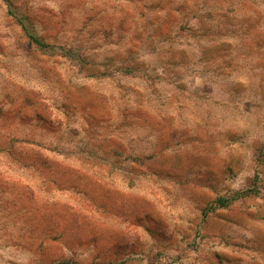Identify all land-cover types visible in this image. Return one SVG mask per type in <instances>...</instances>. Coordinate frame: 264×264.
<instances>
[{
    "label": "rangeland",
    "instance_id": "rangeland-1",
    "mask_svg": "<svg viewBox=\"0 0 264 264\" xmlns=\"http://www.w3.org/2000/svg\"><path fill=\"white\" fill-rule=\"evenodd\" d=\"M7 96L33 103L26 113L62 118L63 148L82 149L89 133L103 144L93 137L99 125L80 120L88 113L130 116L102 134L142 161L137 204L91 211V238L118 242L105 264H264V0H0V100ZM34 190L29 216L0 209V223L14 221L11 232L0 227V264H100L86 218L70 240L65 218L36 216L53 209L51 189ZM6 197L0 187L3 207ZM121 206L137 216L120 215Z\"/></svg>",
    "mask_w": 264,
    "mask_h": 264
},
{
    "label": "crops",
    "instance_id": "crops-1",
    "mask_svg": "<svg viewBox=\"0 0 264 264\" xmlns=\"http://www.w3.org/2000/svg\"><path fill=\"white\" fill-rule=\"evenodd\" d=\"M38 37L42 40L40 36ZM23 105L27 106L23 110L24 112L21 110ZM45 105L48 104L45 103ZM32 106L34 107V104L27 99L13 100L7 96L4 100H0V113L2 112L0 117L5 121V123L0 124V187L7 195L6 200L8 201L6 207L0 205V209L3 210L2 216L7 218L29 216L30 214H25V202L31 198L27 194L33 192L34 186L38 190L44 187L50 188L53 209L44 210L41 208L36 214L37 218L56 215L61 222L62 218H65L64 223L70 227L71 232L69 239L73 241L78 240L77 232L83 233L85 230L83 219H80L81 225L77 226L79 218H86L88 226H86V236L89 241L91 239L94 242L97 241V246L93 247L96 252L94 254L95 259L100 264L114 261L119 248L118 242H108L109 245L107 246L104 234L91 238L87 230L89 231V218L91 215H95L91 211L105 213V210L108 209L105 202L137 204L134 202L137 200L136 190L131 189V186L136 184L137 175L135 172L138 171L142 161L139 163L138 156L123 152L120 145H117L114 136L102 135L109 132L107 131L109 128L113 129L115 125L120 127V125H125V121H127L126 124L131 123L130 116L127 115V118L112 121L111 118L108 119L109 117L98 120L96 116H91L88 113L86 120H84L85 117L80 120L82 123L87 122V128L88 126L99 125L101 131L97 132V127L93 137L102 138L99 140L103 144H91L90 141L93 142V140L90 139L91 133H89L87 138H83L84 134L81 135L80 142L85 146L82 149L75 148L71 144L63 148L61 147L63 141L58 140L60 136L57 132L59 124H62L64 120L58 118L54 112L49 117H40L37 108H33L34 113H26ZM6 109H8L7 112ZM84 110L88 111L87 108L83 107L82 111ZM69 116L66 111L64 119L68 121L67 127L71 125ZM6 123L13 128L12 135L7 136ZM45 127H48L49 132L42 129ZM45 136L53 138L55 145L52 143L48 146L43 144L41 139ZM67 136L68 133H64L62 139L69 141ZM78 136V134L74 135V137ZM95 152L97 156H95ZM60 156L64 158L58 159ZM115 167L127 169L122 173H117L113 170ZM107 184L125 187L114 191ZM63 203L66 207H63ZM133 208L130 211H124L129 209L127 206H121V209H117H120V215L134 217L137 214L133 212ZM31 220L32 218H28L24 221ZM35 220L34 217L33 222ZM0 224L2 230L11 232L7 224H14V221L5 220L1 221ZM60 238L61 235L51 237V239H55L54 241H58ZM82 238L84 237L82 236ZM128 250L137 249L129 248Z\"/></svg>",
    "mask_w": 264,
    "mask_h": 264
},
{
    "label": "trees",
    "instance_id": "trees-1",
    "mask_svg": "<svg viewBox=\"0 0 264 264\" xmlns=\"http://www.w3.org/2000/svg\"><path fill=\"white\" fill-rule=\"evenodd\" d=\"M29 39H30V42L32 45H35L39 48H44L42 43H43V40H41L36 34H33V33H30L29 34ZM221 207L224 206L222 200L219 201Z\"/></svg>",
    "mask_w": 264,
    "mask_h": 264
}]
</instances>
